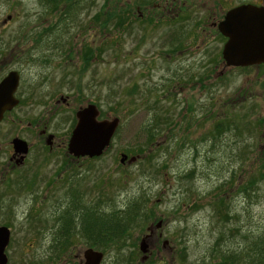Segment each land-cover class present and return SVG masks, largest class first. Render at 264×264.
Returning a JSON list of instances; mask_svg holds the SVG:
<instances>
[{
  "label": "rangeland",
  "instance_id": "1",
  "mask_svg": "<svg viewBox=\"0 0 264 264\" xmlns=\"http://www.w3.org/2000/svg\"><path fill=\"white\" fill-rule=\"evenodd\" d=\"M108 1L117 11L133 1L145 5L144 11L150 14L156 11L150 4L158 1L174 11L180 9L177 17L159 21L148 14L142 21L130 10L127 16L134 23L105 30L89 28L88 23L104 0H86L74 17L62 21H57L60 12L49 10L41 0H0V39L8 40L0 47L30 54V70L51 72L55 81L69 51L65 66L75 83L68 93L74 104L92 101L98 119H118L108 147L98 157L72 161L71 169L63 174L72 170L74 180H84L85 206L96 215L138 207L129 239L119 249L112 246L102 251L100 264H213L211 248L218 235V249L250 251L251 243L264 237V178L245 193L236 188L264 165L259 120L264 117V74L261 67H248L213 76L222 41L207 17L241 0ZM86 45L98 56L94 53L89 65L80 70L79 54ZM36 55L48 56V63H37ZM47 106L54 105L52 101L35 105L26 120L48 111ZM63 115H48L49 131L56 136L65 132ZM149 123L156 125L150 145L145 128ZM21 129L11 128L9 135L28 137L30 165L33 159L42 161L36 173L25 171L24 180L21 177L18 182L54 180L50 167L58 151L48 153L31 129ZM6 145V140H0L2 148ZM121 153L136 159L119 163ZM4 162L0 154L1 182H13L22 175L4 172ZM37 197L43 199V194ZM220 198L224 203L219 212H227L226 221H220L214 210ZM66 202L54 210L47 202L35 204L27 190L16 187L2 195L0 224L10 228L6 264L43 261L48 248L47 261L73 260L75 253L52 248L56 242L52 234L65 221L54 218L65 211ZM159 220L154 233L153 225ZM150 225L153 233L141 260L144 254L138 242ZM157 233L167 246L160 248L159 241L152 247ZM80 241L72 238L73 244ZM81 251L77 253L80 258Z\"/></svg>",
  "mask_w": 264,
  "mask_h": 264
},
{
  "label": "flooded vegetation",
  "instance_id": "2",
  "mask_svg": "<svg viewBox=\"0 0 264 264\" xmlns=\"http://www.w3.org/2000/svg\"><path fill=\"white\" fill-rule=\"evenodd\" d=\"M163 1V0H162ZM147 2V1H146ZM148 3V2H147ZM241 4H251L257 6L259 9L264 11V0H241L239 2H234L231 4L230 7H227L225 9H218V12L213 13L211 16V13L207 17L208 23H210L211 28L216 30V34L220 37L222 44L220 47V51L218 54V61L217 64H214L212 69L214 76L216 73L222 74L225 72H229L231 69H245L248 67H261L262 72L264 74V64H254L244 67H233V66H226L223 62V58L221 57V49L226 38L224 36H221V34L218 31V24L220 21L223 20L225 13L238 5ZM132 14L137 15L138 19H144V16L148 14V16L152 17L154 15L155 21L159 20H168L173 19L177 17L179 14L180 7H177V10L174 11L172 7H169L166 3L164 5H160L158 2H153L150 4V7L156 9V11L152 14L144 11L146 8L145 5H138L134 1L132 2ZM142 9V10H141ZM8 41L6 39H0V45L5 44V42ZM8 44V43H7ZM7 50V52H5ZM68 53V54H67ZM66 53L65 58L67 60H64L65 65L70 60L69 58V51ZM38 62L42 63H48L47 58L43 56L36 55L35 56ZM33 56L30 54H23V53H14L13 49L10 47H0V83L1 81L6 77V75L10 72H15L17 82L16 86L14 88V91L12 93V97L15 99V104L8 109L4 110L2 112V115L0 117V140H6L7 145L2 148L0 146V154H4L5 162L4 167L6 170L4 172H15L18 175L17 177H14L15 179L13 182L8 181H0V200L2 199V195L7 196V193L10 188L16 187L17 189L27 190L30 195L33 196L34 203L41 204V201L45 204L46 202L51 206L59 209V206L61 204L64 205L63 202L67 200L66 202V208L64 209L63 213H58L54 219L56 221L57 218H63L65 221L59 222V226L57 227L56 231L54 232L53 238L55 239V245L52 247L53 250H56L57 252H66L69 253H75L73 255V260L71 261H63V264H84L82 254L85 251V249L88 250V248H91L96 251H100L102 253V249L100 246H102L103 241L98 240H90L89 236V224L87 221V209L88 206H85V198L87 196V190L85 187L84 180L82 179H76L75 177V171H70L71 173H67L63 176L64 172H67L69 169H71L70 166H72V161L77 162L79 158H90V157H72V155L68 154L67 152V142L71 133L72 128L75 125L76 117L75 113L78 109L83 107L79 104L75 105L73 102V98L68 95V93L73 88V83L70 78V69L69 67L64 65V68L62 67L58 73L59 80L55 81L54 75H52L51 72H33V70H30V67L33 66V64L28 65V63L32 60ZM34 60V59H33ZM56 64V63H55ZM51 65V64H50ZM60 65V64H58ZM219 68V69H218ZM80 70H83L80 68ZM51 77V78H50ZM51 79V80H50ZM64 87V89H62ZM52 101L53 105L52 107H48V111H45L43 113H38L34 117H29V119L26 120V114L29 113V110L32 109L35 105H43L45 106L46 102ZM92 103L95 105L92 101H87L86 104ZM85 104V105H86ZM97 106V105H96ZM69 111H64V110ZM50 113H63L64 115L61 117L62 124L65 128V132L61 135L56 136V134L51 133L49 131L50 127L48 125V115ZM98 119V115H97ZM261 121L262 125V134L264 133V117L259 119ZM7 122L6 128H1L3 126L2 124ZM12 129L18 130L19 128H22L21 130L31 129L32 132L35 133L37 140L41 142V146H45L47 149V152H51L57 150L58 154L57 157L54 158L52 161H54L53 168L50 167L51 173H54V180L51 179L50 181H42L39 183L36 182H18L17 179H20L22 177V180H24V175L27 173H36L35 171H38L40 161L42 159L36 158L33 159L31 162L33 165H30L28 163L29 159V150H30V141L28 140V137L26 135H22V133H13L9 135V132ZM33 137V135H31ZM14 139H19L23 144H20L19 146L13 142ZM26 149V151L23 152V149ZM60 152L62 153V156H60ZM58 158V159H57ZM95 158V157H92ZM25 169L23 172L20 170ZM33 170V171H31ZM30 171V172H29ZM10 172V173H12ZM0 173H3V171L0 170ZM77 174V173H76ZM59 180V181H57ZM10 187V188H9ZM37 194H43V199L37 197ZM39 198V199H38ZM41 200V201H40ZM63 209V208H62ZM38 218V214H37ZM40 220V219H37ZM36 221V220H35ZM1 226H5L9 230V238H10V228L6 226L5 224H0ZM39 227L42 226V224H38ZM153 226L148 227V231L151 230ZM39 232L43 231L42 229H38ZM156 229L154 228V233ZM153 233V232H152ZM151 233V235H152ZM40 236H45L43 233ZM153 242H150L152 244V247L154 244H157L160 241L161 233H157L155 235ZM100 237V236H98ZM72 238H76L81 240L79 242H72ZM150 238V237H149ZM149 238H147V243H149ZM44 240V238L42 237ZM101 239V238H100ZM163 241H165L163 238L161 239L160 248L167 246V244L163 245ZM43 242V241H42ZM41 242V244H42ZM9 243V239H8ZM7 243V244H8ZM154 243V244H153ZM6 247L4 248V253L6 251ZM75 248V252H73V249ZM49 251H46L50 254V248H48ZM81 251V258L78 257L77 253ZM45 256V259L43 261H37L33 264H56L52 261H47L50 259V255ZM7 258V255H6ZM72 259V258H71ZM7 263V261H6Z\"/></svg>",
  "mask_w": 264,
  "mask_h": 264
},
{
  "label": "water",
  "instance_id": "3",
  "mask_svg": "<svg viewBox=\"0 0 264 264\" xmlns=\"http://www.w3.org/2000/svg\"><path fill=\"white\" fill-rule=\"evenodd\" d=\"M9 17H7L8 19ZM218 31L226 38L221 49V57L226 66L244 67L254 64H264V11L255 5L241 4L229 9L222 21L219 22ZM15 72H10L0 83V117L2 112L9 110L15 104L12 93L16 86ZM96 105L88 103L75 113L76 122L71 130L67 152L72 157H98L109 145L110 140L118 125V119H97ZM13 142L18 146L23 144L19 139ZM26 149H23V152ZM127 156L119 154V163H123ZM135 156L127 158L133 162ZM161 221L153 226L159 228ZM152 233V228L143 235L138 242V250L141 252V260L146 257L147 238ZM9 230L0 225V264H6L7 258L4 248L8 243ZM167 241H163V245ZM84 264H100L103 253L91 248L85 249L82 254Z\"/></svg>",
  "mask_w": 264,
  "mask_h": 264
},
{
  "label": "trees",
  "instance_id": "4",
  "mask_svg": "<svg viewBox=\"0 0 264 264\" xmlns=\"http://www.w3.org/2000/svg\"><path fill=\"white\" fill-rule=\"evenodd\" d=\"M42 4H45L49 10L59 11L60 15L58 16L57 21H62L67 18L74 17L77 10L80 9L83 2L86 0H41ZM89 2V0H88ZM93 3V2H92ZM138 4V2H135ZM91 4V3H90ZM140 5V4H138ZM91 6V5H90ZM115 6H111L108 0H104L102 6L98 7L90 16H89V28H93L94 26H100L101 28L108 30L109 28H117L122 26L124 23L126 24L125 28L128 25H131L133 20H131L127 13L131 10L132 5L124 6L121 9L116 10ZM126 14V15H125ZM132 14V13H131ZM134 23V22H133ZM129 30V28H128ZM95 50L91 49L89 45L85 46L82 52L79 54L81 61L83 63L82 69L86 68L89 65V59L94 55ZM95 55L98 56L97 53ZM75 86V83L74 85ZM80 89V88H79ZM160 114H153V116L158 117ZM156 125L154 123H149V125L145 126L147 130V142L150 145L153 139V129H155ZM217 127V125H216ZM219 131V130H218ZM227 131H229L227 129ZM264 161V159H263ZM262 170L257 174H250L249 178H247L246 182L240 183L236 189L238 191L245 193L246 190H251L252 186L256 185L261 179L264 178V165H262ZM239 187V188H238ZM223 199L220 198V201L214 204V210L218 217L223 221L228 219V215L226 213L222 214L219 212V207L221 206ZM224 205V204H223ZM226 207V206H225ZM135 208V209H134ZM127 208L123 210H115L109 213H96L93 212L92 208L87 209V221L89 224V241L90 240H98L103 241L102 246L100 248L105 251L110 247L120 248L124 245L127 239H129L130 233L132 232L134 224L136 222V213L138 212V207ZM227 208V207H226ZM96 210V209H95ZM222 214V215H221ZM100 236V237H98ZM101 238V239H100ZM221 240V236L218 235L215 243L212 245V250L215 254L211 257L214 260L213 264H264V237L263 239H256L251 246V250L245 251L243 250H229V249H218L219 243Z\"/></svg>",
  "mask_w": 264,
  "mask_h": 264
}]
</instances>
